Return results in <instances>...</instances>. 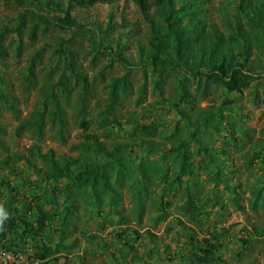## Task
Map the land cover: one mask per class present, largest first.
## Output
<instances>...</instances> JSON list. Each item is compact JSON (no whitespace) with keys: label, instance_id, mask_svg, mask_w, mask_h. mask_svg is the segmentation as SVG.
Returning a JSON list of instances; mask_svg holds the SVG:
<instances>
[{"label":"rangeland","instance_id":"obj_1","mask_svg":"<svg viewBox=\"0 0 264 264\" xmlns=\"http://www.w3.org/2000/svg\"><path fill=\"white\" fill-rule=\"evenodd\" d=\"M39 1L43 4L41 9L30 0H0V27L13 29L3 38L4 55L0 58L3 77L0 88L4 96L0 97L3 144L0 160L6 154L30 156V148L35 147L41 168L47 165L41 154L50 150H54L56 158L77 159L78 165L112 160L116 164L105 168L111 175V190L101 193L98 187L99 200L94 201V191L79 186L68 190L67 179L43 181L33 170L28 171L26 160L0 163V218H6L4 211L10 206L20 208L21 216L32 218L31 198L39 194L44 197L47 209L55 208L56 219L51 226L58 227L66 214V197L70 193L73 212L67 228L71 232L66 237L69 249H62L63 255L53 264H200L195 259L198 250L190 236L194 242L211 237L213 242L224 243L214 264H264V30L244 12L239 14L241 27L251 43L250 63L261 74L244 92H228L213 83L206 84L204 79L197 85L192 80L188 87L193 97L177 106L174 101L180 87L175 73L166 77L158 89L153 86L150 68L134 66L130 75L132 90L121 93L107 122L101 124L110 78L121 75L124 67L112 62L108 55L94 58V33L98 35L96 40L102 41V49L107 46L116 49L119 42L120 53L137 65L141 45L148 47V21L133 0L85 8L70 7L68 0H56L85 25L74 35L73 31L62 30L53 23L58 14L55 5ZM254 2L251 10L261 14L264 24V0ZM240 3L241 0H199L195 8L206 23L205 31L217 29L228 39ZM34 13L49 18L51 23L47 27L39 23L36 35L32 36ZM151 14L156 17L157 11ZM61 36L73 38L71 47L91 82L87 108L91 127L87 133L96 134L106 151L119 149L116 159L106 152H97V146H84L86 132L79 126L77 116L80 84L75 79L70 90L62 95L67 118L62 135L57 124L48 118L40 137L29 129L17 130L23 118L42 106V86L47 72L56 67L59 57L56 47ZM228 41L225 43L237 53L239 45ZM32 62L37 74L30 80ZM144 71L148 72L147 91L141 93ZM59 73L58 69L52 72L54 82ZM226 96L233 102L225 103ZM7 99L15 103L18 114L8 108ZM205 111L219 116L213 123L220 119L225 129L216 132L209 128L203 122ZM151 123L154 125L149 129L144 128ZM183 140H189V149L194 154L191 171L182 172L173 183L166 196L171 205L166 207L163 218L159 209L162 188L178 171L180 163V155L172 148ZM199 143L210 147L215 156L211 168L199 151ZM254 144L259 148L257 157ZM164 172L166 175L160 177ZM7 181L11 187L3 183ZM187 188L194 205L203 211L201 222L185 208ZM93 201L95 205H90ZM24 230L25 226L19 225L7 238L11 244L22 242L23 252L28 253L22 264L30 262L35 244L30 240L31 234ZM59 235L48 231L46 239L57 242Z\"/></svg>","mask_w":264,"mask_h":264},{"label":"trees","instance_id":"obj_2","mask_svg":"<svg viewBox=\"0 0 264 264\" xmlns=\"http://www.w3.org/2000/svg\"><path fill=\"white\" fill-rule=\"evenodd\" d=\"M120 1L122 0H68V3L70 7L76 6L85 8L97 3L112 5ZM133 1L138 6L144 18L148 21L150 28L148 47L141 45L139 51L140 64L135 65L131 60L120 53L121 44L119 42L116 49L113 48V46H107L105 49H102V41L96 40V38L98 39V35L94 33V36H96L95 40H93L95 41L93 46V50H95L94 58H96L97 55H108L112 62H119L124 67V72L121 75H114L110 78V82L108 83V103L104 111L105 116L100 121L101 124L107 122L116 104H118L117 100L121 93L126 94L132 90L133 83L130 79V75L134 66L144 68V70L150 68L153 77V86L158 89H161L162 82L166 77L175 73L180 87V92L176 96L177 100L174 101L177 106L179 103L186 102L189 98L193 97V93L190 92L188 87L189 81L195 80L197 85H200L204 79L206 84L213 83L223 88L225 91L242 93L251 86L255 79L261 77V74L257 73L255 70L256 68L250 63L249 49L251 43L249 42L247 32L242 29L238 18L240 16L239 14L244 12L252 22H255L256 25L264 30L261 14L251 10V7L255 4V0H241L239 6L235 9L237 12L235 15L237 21L235 25H232L233 33L229 35L228 39L217 29H215V31H205L206 23L199 17L198 8H195L199 0ZM47 2L56 7L58 14L53 18V23L60 29H69L73 31L75 35L77 30L85 27V25L79 23L76 18L72 16L70 9H64L56 0H47ZM30 3L39 9L43 7V4H41L39 0H30ZM153 10L157 11L156 17H153L151 14ZM22 15L24 19H26L27 12H24ZM32 15L35 17L36 23L32 25L31 35L35 36L39 23H44L45 27H47L51 21L43 15L35 13ZM110 25L111 22L107 29H110ZM18 27L20 28V26ZM11 31H13V29L0 27V58L4 55L3 38L6 33ZM72 39V37L67 39L62 36L59 37L56 47V53L59 54V57L56 67L47 72L48 78L42 86V106L36 108L35 111L23 118L17 130L19 132L20 130L29 129L40 137L48 118V121L57 124L58 132L62 135L65 125L67 124L65 109L62 105V95L64 96L70 90V83L75 79L77 84H80L77 116L79 117V126L86 132L85 138L87 139V143H85L84 146H87V148H89V146H97V152H106L109 156L111 155L113 159H116L119 149H116L115 152H108L106 148L102 146L96 134L87 133L91 127V121L87 119L91 82L88 74L81 70L82 66L77 61V55L71 47ZM228 40L239 45V51L237 53H234V48L229 47V44L225 43H229ZM34 63L35 62H32L29 67L28 79L30 80L37 74L34 69ZM55 69H58L60 73L58 80L54 82L52 72L54 73ZM144 76L145 83L140 87L141 93H146L147 91V71H144ZM1 83H3V77L0 75V84ZM0 97H4L1 88ZM224 102L232 103L233 101L226 96ZM7 104L9 109L15 114H18V109L14 102H9L7 99ZM202 116L204 117L203 122L216 132L225 129L220 119L217 120L215 124L213 123V120L219 118V116L208 111H205ZM152 125H154V123L144 128L149 129ZM136 128H138V125H136ZM1 134L2 128L0 126V147L3 146ZM242 135L245 137V130L242 132ZM192 138L193 141L197 139L195 134H193ZM189 144V140H183L172 148L173 151L178 152L180 155V163L178 171L174 172V175L166 181V184L162 188L163 193L159 200V209L161 217L163 218L166 217V207L171 205V200H166V196L172 191L173 183L180 179V174L182 172L191 171L194 154L190 151ZM253 148L254 155L256 157L259 156L257 144H254ZM199 151L204 155L206 159L204 161H206L211 168L215 162V156L210 150V147L199 143ZM54 154V150L41 154L44 158V162L47 164L45 168L38 166V154L35 152V147L30 148V156L6 154V156L0 160V163L2 165H7L9 163L26 160L28 163V171L33 170L38 176L44 179L43 181L50 183L51 181L67 179L68 190H71L72 187L79 186L85 190L89 189L90 191H94L92 194L94 201L99 200L97 194V192H99V190H97L98 187L101 189V193L111 190L109 179L111 175L105 168L113 165V167H115V160L104 164L92 162L86 165L83 163L78 165L79 161L77 159L64 160L63 157L56 158ZM216 173L218 174V171ZM165 175L166 173L164 172L160 177H164ZM141 181L140 184L142 183ZM3 183L7 188L11 187L8 181ZM216 190L217 189H214L215 193ZM186 191L187 203L185 204V208L189 209L192 218L198 219L201 222V213H203V211L199 206L194 205V198L190 190L187 188ZM68 196L69 197H66L67 204L65 205L67 211L66 214L62 216V221L58 227L51 226V223L56 219L55 208L47 209L42 195L35 194L31 198L32 218L28 219L21 216L20 208L10 206L4 211L6 218H3V225L1 226L0 246L17 252V249L22 246V242H14L13 244L7 242L8 234L17 226L24 225V231L31 234L30 240L35 241L34 252L31 255L29 264H53L55 261H58L60 256L63 255L61 254V252L64 251L62 249H69L67 243L69 240H67L66 237L71 232V230L67 231V228L70 224L69 218L72 215L73 208L72 204L69 202L70 193H68ZM94 201L93 203L90 202V205H95ZM48 231L58 232L60 234L59 240L54 242L49 238L47 241L46 237H48ZM37 236H40L41 239H38ZM190 238L194 247L198 250L195 259L198 260L200 264H214L219 257V251L224 243L222 241L213 242L211 237H204L202 241L197 240L195 242L193 241V236H190ZM65 264L67 263L65 262Z\"/></svg>","mask_w":264,"mask_h":264},{"label":"built area","instance_id":"obj_3","mask_svg":"<svg viewBox=\"0 0 264 264\" xmlns=\"http://www.w3.org/2000/svg\"><path fill=\"white\" fill-rule=\"evenodd\" d=\"M27 253L20 250L15 252L14 250H9L4 246H0V263L1 264H22V260H26Z\"/></svg>","mask_w":264,"mask_h":264},{"label":"clouds","instance_id":"obj_4","mask_svg":"<svg viewBox=\"0 0 264 264\" xmlns=\"http://www.w3.org/2000/svg\"><path fill=\"white\" fill-rule=\"evenodd\" d=\"M3 225V219L2 218H0V226H2ZM17 250H20V251H22L23 252V250H22V248L20 247L19 249H17ZM24 253H27V252H24ZM28 254V253H27ZM32 255V252L30 253V256ZM29 256V257H30ZM27 257H28V255H27ZM29 259V258H28ZM29 262H28V260H27V263L26 264H28Z\"/></svg>","mask_w":264,"mask_h":264}]
</instances>
